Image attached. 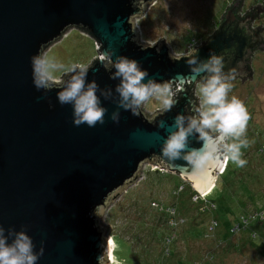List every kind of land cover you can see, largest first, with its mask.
Returning <instances> with one entry per match:
<instances>
[{
  "label": "water",
  "instance_id": "1",
  "mask_svg": "<svg viewBox=\"0 0 264 264\" xmlns=\"http://www.w3.org/2000/svg\"><path fill=\"white\" fill-rule=\"evenodd\" d=\"M153 1L0 0V224L17 231L26 226L36 251L43 242L44 254L37 264H105L110 244L100 214L138 179L145 163L178 174L200 194L208 191L202 193L196 185L210 174L215 181L213 173L224 164L212 161L200 171L161 155L168 131L159 127L160 121L167 126L177 113L196 115L194 107L199 105L193 93L203 77L184 81L172 108L158 109L151 119L145 116V103L136 115L120 108L119 123L110 118L118 107L119 79H111L116 71L112 60L99 59L109 49L113 60L117 55L136 59L148 77L176 88L177 75L189 74L186 59L196 50L200 59H207L210 52L219 57L229 52L222 59L224 71L236 68V77L248 70L245 59L255 45L234 25L238 17L232 9L219 30L189 54H173L164 37L153 45L140 42L136 29L142 28L135 26L134 17ZM256 8L260 12L264 5ZM75 27L97 41L98 56L88 66L87 80L113 90L112 99L100 97L108 109L104 124L91 128L73 123V108L58 102L56 86L45 92L33 84L31 57L44 54ZM201 143L189 137V147Z\"/></svg>",
  "mask_w": 264,
  "mask_h": 264
},
{
  "label": "clouds",
  "instance_id": "2",
  "mask_svg": "<svg viewBox=\"0 0 264 264\" xmlns=\"http://www.w3.org/2000/svg\"><path fill=\"white\" fill-rule=\"evenodd\" d=\"M156 1L148 4L153 5ZM142 36L148 40L143 32ZM95 47L98 51L97 43ZM112 55L113 51L109 49L99 57L102 63L106 58L112 60L116 71L111 79H119L115 86V92L118 93L115 102L118 107L111 113L112 121L119 123L120 108L136 115L137 110L150 98L159 101L165 111L172 108L175 92L171 84L160 83L155 78L148 77V71L143 69L136 59L117 55L113 60ZM97 56L98 52L96 58ZM186 63L190 72L188 75H177L176 80L179 83L176 91L181 90L184 81L195 82L198 77H203L195 87L199 106L194 107L196 113L194 116L177 113L171 125L166 126L164 121H160L159 127L168 131V135L163 139L161 155L171 163L183 160L187 165L200 171H206L207 165L212 161L222 163L230 161L238 167H244L247 161L242 158V148L249 144L246 132L250 117L241 99L235 95L229 97L233 87L230 81L235 79L237 69L229 68L225 72L222 58L210 52L207 59H200L198 50L189 55ZM31 64L35 88L47 92L56 86L59 89L58 102L61 105L72 106L73 123L76 126L86 124L91 128L97 124H104L108 109L102 105L100 97L112 99L113 90L110 87L100 88L95 79L88 81L87 66L79 63L66 66L49 57L47 53L33 55ZM202 73L204 75H201ZM63 76L70 78L65 80ZM146 77L148 78L145 82ZM189 137H195L197 141L202 142L201 146L189 147ZM43 254V242L36 251L26 226L17 231L12 227L6 230L0 224V264H37ZM100 260L102 256L98 257V261Z\"/></svg>",
  "mask_w": 264,
  "mask_h": 264
},
{
  "label": "trees",
  "instance_id": "3",
  "mask_svg": "<svg viewBox=\"0 0 264 264\" xmlns=\"http://www.w3.org/2000/svg\"><path fill=\"white\" fill-rule=\"evenodd\" d=\"M245 1L228 2L223 8V11L225 10L223 17L230 9L237 17H240L239 8ZM261 2L259 0V3L254 4ZM248 11L245 13V19L254 14L256 18L260 15L256 7ZM82 33L86 34V32ZM255 51L248 54L247 74L238 77L241 81L242 78L251 76L254 72L251 57ZM171 86L176 94V87ZM249 117L246 132L249 144L242 148V158L247 161L246 165L238 167L230 161L224 163L212 189L206 194L198 193L188 181L183 180L178 174L152 165L145 174L143 171L142 174L145 177L138 182L135 188L130 189V187L124 194L125 201L129 199L133 205L131 208L135 207V216H137L135 225L125 227L126 234L129 235L132 232L134 235L137 224H139L140 227L147 229V239L152 241L151 244L155 243L154 248L156 249L154 252L146 249L148 254H143L145 257L140 259L136 248L128 241L132 264H197V261L199 264H212L216 260L217 250L222 248L223 243H230L240 234L245 239L244 242L259 248V251L264 250V135L261 133L264 127L260 125V128H252L254 118L251 113ZM176 179H179V182ZM169 181L173 183L170 189L171 202L165 203L155 193L154 195L148 194L156 185L161 186L165 183V186H169ZM136 188L138 189L134 191ZM122 203L124 202L120 204ZM177 216L180 217V222L172 224L170 219H176ZM180 235L203 243L215 241L214 246L206 253L199 251V248L198 253H202V256L189 259L192 258L190 253L185 254L181 251L177 254L178 249L175 245L179 242ZM114 236L115 242L121 239L117 233H114ZM115 244L117 247V243ZM116 250L118 252L119 248ZM154 253L156 256H153Z\"/></svg>",
  "mask_w": 264,
  "mask_h": 264
},
{
  "label": "rangeland",
  "instance_id": "4",
  "mask_svg": "<svg viewBox=\"0 0 264 264\" xmlns=\"http://www.w3.org/2000/svg\"><path fill=\"white\" fill-rule=\"evenodd\" d=\"M261 1L260 4L264 5V0ZM228 2H232V0H157L153 5L147 7L146 13L139 23L141 25L145 24L142 32L146 39L154 40L155 44L160 38L164 37L170 51L177 55L187 49L188 43L193 38L198 39L210 35L215 30L216 25L221 22L222 15L225 12L223 8L227 6ZM255 2L259 3V0H246L239 8L241 15L247 13L252 7H257L259 4H254ZM260 15L261 17L254 22V26L262 25L264 30V10H260ZM69 29L62 39L48 46L45 53L66 66L72 63L89 65L96 58L98 52L95 47V39L82 33L80 28ZM251 63L254 68L252 78L246 77L242 81L235 78L230 81L233 87L229 97L235 95L243 101L248 113H251L254 118V120L252 118L254 122L251 126L257 129L260 128V125L264 127V48L257 49L254 52ZM57 74L62 75L61 73ZM144 107L145 116L151 119L152 114L162 108V105L155 98H150ZM261 133L264 135V130ZM150 163H145L138 179L115 195L108 206L102 209L100 220L105 230V236L110 245H112L110 236L113 237L114 244L117 243V247L116 244L113 247V257L108 256L105 264H132L128 241L136 248L135 250L138 252V258L140 259L145 257L143 254L147 253L146 249L153 252L156 250L154 248L155 243L151 244L152 241L147 239V229L140 227L139 224H137L138 227L134 235H132V232L127 235L125 232V227L135 225L137 216H135V207L131 208L133 205L132 202H129V199L125 201L124 194L130 187V189L135 188L138 182L145 177L142 173L144 171L145 174L150 165L153 166V163ZM213 175L217 177L218 173L214 172ZM176 181L179 182V179H176ZM169 184V186H165V183L161 186L156 185L148 194L155 193L158 197H161L162 201L169 203L172 200L170 189L173 183L169 181ZM121 202L124 203L120 204ZM170 220L172 224H177L180 222V217L177 216L176 219L171 218ZM114 233H117L121 239L115 242ZM216 237L218 238V236ZM244 240L242 234H240L230 243L224 242L222 248L217 250L216 260L212 264H264V250L259 251V248L244 242ZM214 242L203 243L180 235L179 242L175 246L178 249L177 254L184 251L185 254H192V258L189 259H197L202 256V253L212 250ZM117 248H119L118 252ZM198 249L203 252L198 253ZM153 256H156V254L154 253ZM196 263L199 264V261Z\"/></svg>",
  "mask_w": 264,
  "mask_h": 264
},
{
  "label": "flooded vegetation",
  "instance_id": "5",
  "mask_svg": "<svg viewBox=\"0 0 264 264\" xmlns=\"http://www.w3.org/2000/svg\"><path fill=\"white\" fill-rule=\"evenodd\" d=\"M259 17H261V15H257V18H256V14H254L252 17H249V18L247 17V19H245V14L241 15V13H240V17L238 16V18L234 22V25L240 26V28H242L244 34L247 35L248 40H249V44L255 45L252 48V50H257V49H263L264 48V45L262 44L264 42L262 40V37H264L263 36V32H262L263 29L259 28L260 26L259 27L258 26H254V22L257 21ZM223 21H224V17H222L220 24L216 25L215 30H213V32L210 35H208L206 37H202V39L207 41L208 37L212 36L214 33H216L219 30V28H220V26H221ZM144 25H141L142 28H143ZM185 52H186V50H184L183 52H181L179 54H182V53H185ZM246 53H247V50L245 51L244 55H246ZM228 55H229V52H224V53L220 54V57L222 56V59H223V58H227ZM251 59H252V57H251ZM245 61H246V59H245ZM246 74H247V72L244 73L245 76H246ZM244 75H242V76H244ZM242 76H240V77H242ZM235 78H238V77H235ZM196 86H197V84H196ZM195 93H196V88H195Z\"/></svg>",
  "mask_w": 264,
  "mask_h": 264
},
{
  "label": "built area",
  "instance_id": "6",
  "mask_svg": "<svg viewBox=\"0 0 264 264\" xmlns=\"http://www.w3.org/2000/svg\"><path fill=\"white\" fill-rule=\"evenodd\" d=\"M152 4H145V6H146V10H147V7L148 6H151ZM146 10L143 12V14L142 15H138V16H135L134 17V19H135V26H137V27H141V25H140V19L145 15V13H146ZM136 31H137V33H138V35H139V38H140V42H143V43H150L151 45H153L154 44V41H151V40H145L144 38H143V36H142V30L141 29H136ZM264 36V35H263ZM204 41H206V40H204V39H202V38H194V39H192L191 41H190V43L187 45V49H186V52H185V54H189V53H191V52H193L194 51V49L196 48V47H198L199 45H201V44H203L202 42H204ZM89 65H87V67H88ZM195 97H196V99L198 100V104H199V99H198V97H197V93H195ZM159 109H161V108H159ZM157 111V110H156ZM152 115H154V114H152ZM154 166H158V167H160V168H162V169H164V170H166L165 168H163L162 166H159V165H157V164H155ZM110 241L112 242V249H111V253H110V255H109V257H113V247L115 246V244H114V239H113V237H111L110 236ZM112 261V260H111Z\"/></svg>",
  "mask_w": 264,
  "mask_h": 264
},
{
  "label": "bare ground",
  "instance_id": "7",
  "mask_svg": "<svg viewBox=\"0 0 264 264\" xmlns=\"http://www.w3.org/2000/svg\"><path fill=\"white\" fill-rule=\"evenodd\" d=\"M213 182H214V178L212 177V175L210 174L207 178H205L204 180H202L199 184L196 185V187L198 189H200V191L202 193L209 191L210 188L213 186ZM111 249H112V245H109V252L111 253Z\"/></svg>",
  "mask_w": 264,
  "mask_h": 264
},
{
  "label": "crops",
  "instance_id": "8",
  "mask_svg": "<svg viewBox=\"0 0 264 264\" xmlns=\"http://www.w3.org/2000/svg\"><path fill=\"white\" fill-rule=\"evenodd\" d=\"M206 36H208V35H205V36H202V37H206ZM202 37H201V38H202ZM199 38H200V37H199Z\"/></svg>",
  "mask_w": 264,
  "mask_h": 264
}]
</instances>
